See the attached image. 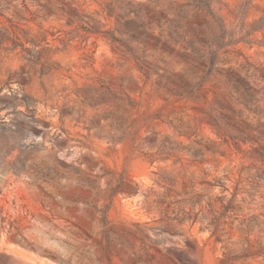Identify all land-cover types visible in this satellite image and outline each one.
I'll return each instance as SVG.
<instances>
[{
    "label": "rangeland",
    "instance_id": "obj_1",
    "mask_svg": "<svg viewBox=\"0 0 264 264\" xmlns=\"http://www.w3.org/2000/svg\"><path fill=\"white\" fill-rule=\"evenodd\" d=\"M209 3L210 76L193 0H0V264H264V0Z\"/></svg>",
    "mask_w": 264,
    "mask_h": 264
},
{
    "label": "trees",
    "instance_id": "obj_2",
    "mask_svg": "<svg viewBox=\"0 0 264 264\" xmlns=\"http://www.w3.org/2000/svg\"><path fill=\"white\" fill-rule=\"evenodd\" d=\"M194 5L196 7H201L203 9H205L207 11V14L209 16H211V18L213 20H215L216 22H218L219 24V28L221 31V36L219 39V43L217 44V50L212 51L210 53V57L208 60V72L207 75L210 76L211 73L213 72V69L215 67V65L217 64L218 60H219V56H218V50L223 49L224 47H226L227 45H229V43H226L225 40V35H226V31L223 27V24L221 23L220 19L214 14V12L212 11L211 7H210V3L209 0H193ZM264 22V16L259 18L258 20H256L251 26V30L252 32H256L262 29L263 26H259L261 23ZM26 51V50H23ZM30 61V60H28ZM207 78V77H206ZM206 78L202 81H200L197 86L200 88L206 81Z\"/></svg>",
    "mask_w": 264,
    "mask_h": 264
}]
</instances>
